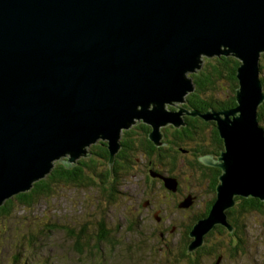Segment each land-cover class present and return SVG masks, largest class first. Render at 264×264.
<instances>
[{
	"label": "water",
	"instance_id": "obj_1",
	"mask_svg": "<svg viewBox=\"0 0 264 264\" xmlns=\"http://www.w3.org/2000/svg\"><path fill=\"white\" fill-rule=\"evenodd\" d=\"M263 50L264 0H0V205L49 173L54 159L68 155L71 166L99 140L111 168L121 129L137 119L164 145L158 126L184 125L163 103L194 90L186 72L204 57L232 55L242 59L238 105L206 117L225 150L213 163L223 170L216 201L190 230L188 250L198 248L214 224L231 228L225 210L234 196L264 199L256 112ZM164 182L176 189L173 178ZM185 200L179 207L192 203Z\"/></svg>",
	"mask_w": 264,
	"mask_h": 264
},
{
	"label": "rangeland",
	"instance_id": "obj_2",
	"mask_svg": "<svg viewBox=\"0 0 264 264\" xmlns=\"http://www.w3.org/2000/svg\"><path fill=\"white\" fill-rule=\"evenodd\" d=\"M237 59L240 65L242 59ZM190 73L192 72H186L187 75ZM259 78L262 79L264 93V50L259 56ZM188 92L183 95V101L164 102L163 110H170L168 108L175 105L174 111L179 117L183 119L189 115L190 109L193 108L188 106L186 100ZM229 94L231 91L227 82L222 92L215 88L213 97L221 100ZM260 105L256 111L257 126L262 128L264 136V116L258 114ZM226 109L223 108L219 112ZM141 123L142 118L137 119V123L128 128L121 129V136L128 131V136L125 134L126 139L134 142V148L129 152L132 166L126 178L120 181L116 200L110 202L108 195L103 196L96 188L83 189L62 185L55 187L48 200L37 196L36 201L32 200L30 205L15 203L8 216L0 215V264H186L187 258L182 257L181 253L187 241V225L191 221L196 223L197 220L193 219L201 213L200 207L210 199V195L197 188L199 192L196 193L203 195L198 200H193V206L191 203L190 207L181 209L175 205L177 199H183L182 195L186 190L196 189L191 174H178V193L164 181L163 183L151 177L148 160L139 153L141 150L138 125ZM169 123L171 122L166 124ZM165 125H159V130L157 128L161 136ZM180 126L179 124L175 128ZM210 128L204 124L205 131ZM197 134L202 139L201 134ZM160 138L158 142L167 145L166 142H160ZM185 144L187 147V143ZM88 154L92 155L89 152ZM180 156L182 160H188L181 153ZM67 159L68 155L54 159L53 166L56 161L63 162ZM155 164L159 166L154 161ZM172 178L177 182L176 177ZM185 202L188 201H182L184 204ZM235 202L233 199V204L226 208L228 211L225 210L226 214L230 213ZM251 213L243 217L246 225L242 245L244 251L239 248L235 254H230L228 247H225L232 239L229 231L213 232L205 242V250L211 251V248H214L216 252L204 255L200 260L201 264H215V255L222 256L219 264L263 263L264 213ZM237 218V215L231 216L235 224L239 222ZM99 222L103 224L99 225ZM82 226L85 227V232H80ZM230 227L233 230L232 224ZM100 230L101 233L108 232L104 239L100 238Z\"/></svg>",
	"mask_w": 264,
	"mask_h": 264
},
{
	"label": "trees",
	"instance_id": "obj_3",
	"mask_svg": "<svg viewBox=\"0 0 264 264\" xmlns=\"http://www.w3.org/2000/svg\"><path fill=\"white\" fill-rule=\"evenodd\" d=\"M204 59L205 62L203 60L202 66L199 70L188 74L190 75L194 83V90L192 92H189L186 96L188 106H191L193 110H196V115H190L192 116L191 118L193 120V123L191 122L193 130L190 128V126L187 127L185 124H182L179 128H175V126L171 123H169L168 125L166 124L162 128V136L160 138V142L171 140V143L174 146L171 145L165 147L164 145L156 146L147 136V134L151 131L150 124L142 121V123L138 125V132L140 134L139 147L141 150L139 153H142V157H145L148 161H151L153 165L154 161L155 163H158L159 166L165 164V167L169 168L167 170L168 177H176L179 173L189 174L190 167L197 166L195 165L196 163H198V165H211V167H215L218 169V171L213 169L210 170L211 173L208 172L209 186L207 185V181L204 179L205 188L212 195L210 197V200H206L205 203H202V212L197 214L193 220H198L209 214L217 198L216 188L220 182L219 175L222 174L223 170L216 164L203 163V161L200 160L201 157L198 159L194 158L192 160H182L180 158V152L189 147V144L187 145V147L185 144V142H187L188 140H205V135L202 134L201 139L200 136L196 132H194V129H196V127L198 128L199 125L200 127H202L204 124L209 125V122H211V128L213 127V130L215 132L214 135L219 143V147H215L213 145L212 149L215 154L218 152L219 154L221 153L223 147V139L219 134L216 121L211 120V118H206L208 115L207 113L211 111H219L223 108L228 109L235 107L236 91L238 87L237 68L239 60L236 57L232 55L230 56L221 54L212 57H204ZM223 77H225L226 79H221ZM260 80L262 81L261 78ZM227 82L230 85L231 94L221 100L214 98L213 93H215V88L222 92L223 86H227ZM216 94H218V92ZM171 108L175 109L174 106H171ZM258 110V114H262L264 116V101L261 103ZM130 131L134 133L132 130ZM200 133L204 132L200 130ZM125 134L126 136H128V131L125 132ZM125 134L122 133V136L120 138L121 148L115 154L111 168L108 164L110 156L107 148V142L99 140L89 147V153H91L92 155L88 157H80L76 161V163L71 164V166H67L63 162L56 161L51 171L47 173L43 178L35 181L29 190L20 192L6 199L3 204L0 205V215L4 214L5 216H8L11 207L15 203L30 205V203L33 202L37 196L45 197L46 200H48L49 197H51L52 193H54L55 187H61L62 185L64 187L69 186L83 189L96 188L97 191H100L101 194H103V196H105V194L108 195L110 202L115 201L118 197L116 195L119 192L118 188L120 187V181L123 178H126V174L130 170L129 168H131L132 166L129 160V152L132 151V148H134V142H132L130 139H126ZM195 144L196 147L194 149H200L201 147H204L203 144ZM196 159L200 162L195 161ZM201 186H203V184H201ZM186 188L189 187L186 186ZM182 197V200L177 199L174 202L176 206L179 207L182 201H184V199L188 197L187 190L183 193ZM233 199H235L236 202L229 213V215L231 216H239V214H243L244 217L247 214H251L252 210H258L261 212L264 209V199H261L258 196L236 195L235 198L233 197ZM97 200L101 202L100 199ZM190 206L191 205H189L188 207ZM186 208L187 207H181V209ZM238 209H241L239 211V214ZM231 222L232 219L230 218L228 220L229 225L231 224ZM100 224H103V222H99V225ZM193 224L194 222L191 221L187 225V229L185 231L187 241L183 247V253H181V256L187 258L186 264H201L200 260L204 255L212 254L216 252V250H214V248H211V251L205 250V242L209 240L205 238L207 235L203 236V242L198 248H195L192 251L188 250V244L194 238L190 234V230L192 229ZM214 227L219 231H229V234L231 235L230 237L232 239L230 240V244L226 245L225 247H228V251L230 252V254H235L237 250H239V248L244 251V248L240 243V240L242 242L244 241L245 236L244 227H246V225L243 218H241V222L238 223V228H236V230H234V228L233 230L231 228H228V226L224 225L223 223H216ZM85 230L86 229L83 226L80 228V232H85ZM103 231L105 230L103 229ZM107 234L108 232L101 233L100 230L101 239H104ZM15 257L17 258L18 256L16 255ZM215 258V264H219L222 256L215 255Z\"/></svg>",
	"mask_w": 264,
	"mask_h": 264
},
{
	"label": "flooded vegetation",
	"instance_id": "obj_4",
	"mask_svg": "<svg viewBox=\"0 0 264 264\" xmlns=\"http://www.w3.org/2000/svg\"><path fill=\"white\" fill-rule=\"evenodd\" d=\"M175 107V105H172V107ZM176 108V107H175ZM168 109H174V108H171V106H170V108H168ZM191 110H193V109H190V111ZM192 116H190V115H186V116H184L183 117V121H184V124L188 127V126H190V128L193 130V126H192V124H191V122L193 123V120H192V118H191ZM206 125V124H205ZM207 126H212V123L211 122H209V125H207ZM200 130L202 131V132H204V133H200ZM194 132H196V133H199V134H204L205 135V137H206V139L205 140H202L203 141V143H202V141L201 140H199V139H191V140H188V142H185V143H187V145L189 146V147H187V148H185L182 152H180L181 154H183V156L184 157H187L188 158V160H192V159H194V158H200V157H203V156H209L210 157V159L212 160V163H215V161L217 160V156L219 155V152L218 153H214L213 152V149H212V147H213V145L215 146V147H219V143H218V141H217V139H216V137H215V135H214V130H213V127L212 128H210L209 129V131H205L204 130V125L202 126V127H200V125L198 126V128L196 127V129H194ZM197 141H199V142H197ZM166 142V144L167 145H164L165 147H167V146H171L172 145V143H171V140L170 141H165ZM195 143H198V144H203L204 145V147H201L200 149H198V148H196V149H194L195 147H196V144ZM222 143H223V147H222V150L225 148L224 147V141H222ZM172 146H174V145H172ZM202 149V150H201ZM201 150V151H200ZM195 160V161H199V160ZM200 162V161H199ZM147 163H148V165H149V168H151V169H149V171H150V175H151V177L152 178H155V179H159V180H163L164 181V178L165 177H168V167L166 168L165 167V164L164 165H162V166H157L156 164L155 165H153L152 164V162L151 161H147ZM218 162H216V164H217ZM201 164V163H200ZM193 165V164H192ZM191 165V166H192ZM195 165H197V166H195V167H190V176H191V179H192V181H193V184H194V186L196 187V189H194V190H192V191H188V197L187 198H190L191 199V201H192V206H193V200H198L199 198H200V196H202L203 194H199V193H196V192H199L198 190H197V188L198 189H203L204 191H205V193L207 192V193H209V195H210V197H211V193L209 192V191H207L206 190V188H205V185H204V179L207 181V185L209 186V173L208 172H210V170H217L218 171V169L217 168H215V167H211V165H205V164H202V165H198V163H196ZM211 173V172H210ZM219 173V172H218ZM220 174V173H219ZM214 175V174H213ZM176 176V175H175ZM220 176V175H219ZM176 178H177V186H176V189H175V191L174 192H179V189H180V182H179V176L177 175L176 176ZM162 181V182H163ZM201 184H203V186H201ZM187 189H189V188H187ZM173 192V193H174ZM190 196V197H189ZM215 196V195H214ZM210 200V199H209ZM236 201V200H235ZM205 203V202H204ZM194 207H195V205H194ZM205 207V206H204ZM200 209H201V212H202V209H203V206H201L200 207ZM241 209H238V214H239V211H240ZM226 211H228V209H226ZM254 211H258V210H252V212H254ZM261 213H264V209H263V211H261ZM252 214V213H251ZM242 215V216H241ZM240 216H241V218H243V214H239V216H238V218L237 219H239V222H241V218H240ZM227 217H228V219H227V221L231 218V215H229V213L227 214ZM238 222V223H239ZM231 224L233 225V228H234V230H236V228H238V224H235L234 222H233V220H232V222H231ZM215 226V225H214ZM213 226V227H214ZM246 227H244V229H245ZM217 231H219L218 229H216L215 227L214 228H212L209 232H208V234H210V235H208V234H206L207 236L205 237L206 239H209L210 238V236L212 235V233L213 232H217ZM220 232V231H219ZM245 234H246V229H245ZM237 235V234H236ZM239 239V238H238ZM240 240V239H239ZM240 243L243 245V243L244 242H242L241 240H240ZM262 264H264V261H263V263Z\"/></svg>",
	"mask_w": 264,
	"mask_h": 264
}]
</instances>
